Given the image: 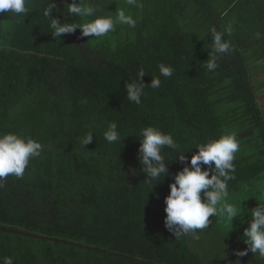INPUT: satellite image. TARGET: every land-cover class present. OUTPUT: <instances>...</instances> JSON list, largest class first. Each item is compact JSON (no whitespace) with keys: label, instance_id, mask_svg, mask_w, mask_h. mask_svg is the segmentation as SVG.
Here are the masks:
<instances>
[{"label":"trees","instance_id":"trees-1","mask_svg":"<svg viewBox=\"0 0 264 264\" xmlns=\"http://www.w3.org/2000/svg\"><path fill=\"white\" fill-rule=\"evenodd\" d=\"M42 2L50 0H30L31 13L16 21L0 13L7 45L0 47V134L44 147L22 178L2 181L0 257L14 264H264L250 251L237 255L247 249L248 224L239 219L231 231L210 217L199 239H176L164 226L171 181L149 184L137 158L147 126L172 134L184 150L236 132L232 197L251 196L248 209L264 202L257 192L264 189V0H139V8L88 0L101 15L126 8L136 19L135 28L118 25L100 39L80 29L55 39ZM55 2L52 18L83 22L60 15L72 0ZM212 29L232 50L217 54L209 71ZM160 64L171 65L173 76H160ZM141 68L142 83L159 77L161 86L145 87L135 104L125 88ZM109 122L122 143L104 139ZM89 131L93 142L84 148L80 138ZM164 151L170 174L189 166Z\"/></svg>","mask_w":264,"mask_h":264},{"label":"clouds","instance_id":"clouds-1","mask_svg":"<svg viewBox=\"0 0 264 264\" xmlns=\"http://www.w3.org/2000/svg\"><path fill=\"white\" fill-rule=\"evenodd\" d=\"M128 6L139 8V0H126ZM67 12L63 10L61 16L78 18L82 23L64 22L61 19L52 18L57 12L55 0L42 2V16L48 22L50 34L55 39H60L65 34H72L77 29L81 30V36L100 39L114 33L118 25L135 28L136 19L129 14L126 8L115 11V15H101V7L90 3L88 0H72L66 4ZM65 8V7H64ZM30 0H0V13L6 14L8 20L16 21L25 18L31 13ZM228 31H231L229 25ZM214 54L209 56L206 67L209 71L217 67V54H228L232 50L231 42L223 39V34L212 29ZM256 38H261L257 32ZM7 45L0 42V47ZM174 68L171 65H159V74L164 78L173 76ZM146 74L141 68L138 79L126 86L127 99L135 104H140L145 95V87L157 89L161 86L159 77H152L150 85L142 83V77ZM93 133L89 131L80 138L81 145L93 142ZM141 139L137 158L141 170L149 184H160L168 179L169 193L164 198L165 228L176 239L185 236H193L199 239L197 230H204L213 223L210 217L224 228L233 230L234 220L239 219L240 224L247 223L244 229L245 251L238 252L240 257L248 252L264 259V202H258L254 208L248 209L243 202L251 196H240L233 199L229 182L235 179L236 154L240 151V142L236 132H229L219 139L207 143L195 145V150H184L182 145L170 133H165L159 128L147 126L140 130ZM103 137L109 144L122 143L121 133L116 122H109ZM165 149L176 153L175 161L189 166L178 170L174 175L169 173V164L166 162ZM44 151L43 145L29 138L21 137L16 133L0 134V187L9 176L22 178L29 162L40 158ZM186 153H193L189 159ZM202 166H208L203 168ZM133 174H135L133 172ZM154 188V187H153ZM153 188L150 192L153 191ZM258 195L264 201V189L257 188ZM247 217V219H245ZM229 233V232H228ZM223 243V241H222ZM224 244V243H223ZM225 245V244H224ZM0 264H14L10 256L0 257Z\"/></svg>","mask_w":264,"mask_h":264},{"label":"rangeland","instance_id":"rangeland-1","mask_svg":"<svg viewBox=\"0 0 264 264\" xmlns=\"http://www.w3.org/2000/svg\"><path fill=\"white\" fill-rule=\"evenodd\" d=\"M260 99H261V103L264 104V93H262V95H260Z\"/></svg>","mask_w":264,"mask_h":264},{"label":"water","instance_id":"water-1","mask_svg":"<svg viewBox=\"0 0 264 264\" xmlns=\"http://www.w3.org/2000/svg\"><path fill=\"white\" fill-rule=\"evenodd\" d=\"M35 238H38V237H35Z\"/></svg>","mask_w":264,"mask_h":264}]
</instances>
